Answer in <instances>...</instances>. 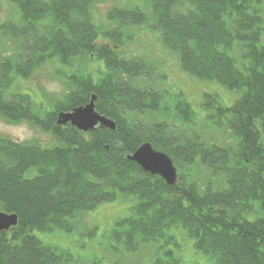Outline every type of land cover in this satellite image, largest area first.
<instances>
[{"label": "trees", "instance_id": "trees-1", "mask_svg": "<svg viewBox=\"0 0 264 264\" xmlns=\"http://www.w3.org/2000/svg\"><path fill=\"white\" fill-rule=\"evenodd\" d=\"M10 1L20 20L0 26L11 46L0 56V117L28 122L53 141L40 146L0 136V211L18 220L0 231V264H75L34 231H69L82 213L119 195L134 206L111 237L127 251L155 245L151 264H182L174 252L180 240L171 234L177 229L214 264H264V0H148L150 15L110 9L109 20L118 22L110 32L92 22L95 0ZM146 22L186 74L239 92L229 106L202 95L206 119L228 131L230 143L221 146L188 130L195 112L186 98L171 110L163 89L139 86L156 67L140 56H122L120 46L131 36L121 31ZM103 35L108 44L98 41ZM93 58L103 61V75L93 80L85 71L70 73L67 93L50 112L39 114L29 95L6 93L15 78H30L47 60L73 67ZM155 76L160 83L163 75ZM92 95L114 130L56 124L60 112L87 104ZM148 114L153 119L145 120ZM146 142L172 160L173 185L128 159ZM192 168L205 175L192 176ZM27 172L34 175L26 178Z\"/></svg>", "mask_w": 264, "mask_h": 264}, {"label": "rangeland", "instance_id": "rangeland-1", "mask_svg": "<svg viewBox=\"0 0 264 264\" xmlns=\"http://www.w3.org/2000/svg\"><path fill=\"white\" fill-rule=\"evenodd\" d=\"M91 7L92 22L105 32H110L118 27V22L110 21L107 16L112 8H139L146 13L145 15H150L152 12L148 0H95ZM18 20H20L18 8L10 0H0V26L6 22L17 23ZM121 32L124 38L131 36V38H126L123 45L120 46L122 56H140L146 58L149 62L151 61L150 64L156 67V72H153V76L148 80L149 82L144 83L141 79L139 80V86L142 88L152 86L155 89H163L166 96V105L171 110L178 98H186L195 112L194 124H189L188 130L197 131L205 141H208V138H213L214 142L221 146L230 143L231 134L228 131L213 127V124L206 119L207 113L202 106L204 99L202 95L204 92L214 94L221 104L229 106L239 98V92L229 90L216 81L200 80L186 74L180 67L179 56L161 44L158 32L149 25V22L138 26L122 27ZM98 41L102 44L110 42L104 35L100 36ZM10 47L7 36L0 28V56L10 53ZM74 64L72 67L55 60H47L30 78H15L6 93L29 95L34 108L40 112L39 114L46 111L50 112L56 102H60L67 92L58 97H53L45 92L42 87L43 82L50 79L60 81L68 91V84H65V81L66 76L70 73L79 70L85 71L90 73L93 80H95L105 72V65L99 59H79ZM158 72L163 75L160 83H157L159 78L155 76ZM169 115L171 113H168V116L164 119H170L171 116ZM151 119L153 117L148 114L145 120L149 121ZM44 133V131L28 122L12 124L0 117L1 137L19 143L36 141L40 146L50 145L53 137L49 133H46V136L42 135ZM192 169V176H198V170ZM200 172L202 178L205 171L201 169ZM33 175V172H27L25 177L29 178ZM133 204L134 201L130 197L119 195L113 202L102 203L97 205L94 210L82 213L78 216L79 219L77 218L73 222V227L69 231L63 229L47 232L34 231V235L45 246L48 245L63 254L69 255V260L75 264H151L154 258L153 255L157 250L155 245L151 243L143 244L134 252L127 251L122 247V243L116 242L111 237L115 223L131 214ZM171 234L177 240H180L178 243L180 248H175L174 251L173 246L172 250L176 255H180L182 264H214L211 258L194 249L193 240L182 229L174 230ZM166 248H170V245H166Z\"/></svg>", "mask_w": 264, "mask_h": 264}, {"label": "water", "instance_id": "water-1", "mask_svg": "<svg viewBox=\"0 0 264 264\" xmlns=\"http://www.w3.org/2000/svg\"><path fill=\"white\" fill-rule=\"evenodd\" d=\"M92 95L90 101L82 106L75 107L71 111H63L57 115L56 124H72L80 131H93L96 127H105L114 130L115 124L112 120L95 110ZM128 159L138 164L144 171L161 177L167 185H173L177 179V169L167 154L155 150L148 142L140 145L136 151L128 155ZM17 215L0 211V231L9 230L17 225Z\"/></svg>", "mask_w": 264, "mask_h": 264}, {"label": "clouds", "instance_id": "clouds-1", "mask_svg": "<svg viewBox=\"0 0 264 264\" xmlns=\"http://www.w3.org/2000/svg\"><path fill=\"white\" fill-rule=\"evenodd\" d=\"M42 87L45 90V92H47L49 95L53 97H58L66 92L65 86L60 81L57 80H51V79L47 80L43 82ZM42 135L46 136L47 134L44 133Z\"/></svg>", "mask_w": 264, "mask_h": 264}]
</instances>
